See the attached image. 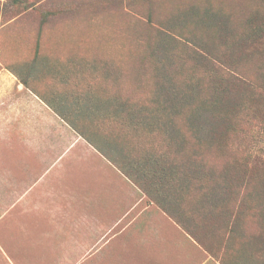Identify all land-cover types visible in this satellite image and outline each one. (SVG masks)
<instances>
[{
	"label": "rangeland",
	"instance_id": "1",
	"mask_svg": "<svg viewBox=\"0 0 264 264\" xmlns=\"http://www.w3.org/2000/svg\"><path fill=\"white\" fill-rule=\"evenodd\" d=\"M220 10L229 14L232 34H218L214 21ZM263 21L264 0H0V71L15 76V90L19 86L41 100L35 131L28 102L18 109L11 99L9 110L14 111L8 116L7 103L0 100V264H57L64 256L49 251L57 238L25 235L26 224L32 234L41 227L35 220L40 217L36 195L31 194L30 215L25 206L11 205L3 220L8 207L2 199L3 163L23 162L19 152L32 151L30 137L39 133L36 148L42 152L43 171L60 158L57 166L67 167L69 174L78 162L64 156L65 150L94 154L70 125L77 122L94 145L128 169L118 123L122 118L132 124L128 138L134 156L149 148L172 152L166 137L177 139L180 133L185 170L203 178L208 197L232 213L229 217L221 208H209L187 218L185 226L196 241L221 264H264V99L257 96L264 90L227 74L238 68L264 87ZM219 25L225 26L221 20ZM160 26L186 38L181 44L187 48L172 50L173 43L157 32ZM246 26L256 33L242 38L239 34L250 31ZM197 42L206 45L209 58L220 59L216 64L222 61V73L214 74L197 58ZM172 107L180 110L178 115H172ZM224 112L228 120L221 119ZM197 113L199 119L190 118ZM199 120L203 128H195L196 133L191 125ZM81 164L102 166L92 155L83 156ZM90 168V184L103 183L100 172ZM63 172L54 184L62 199L67 191ZM199 197L191 185L185 204ZM27 215L32 219L26 220Z\"/></svg>",
	"mask_w": 264,
	"mask_h": 264
},
{
	"label": "crops",
	"instance_id": "2",
	"mask_svg": "<svg viewBox=\"0 0 264 264\" xmlns=\"http://www.w3.org/2000/svg\"><path fill=\"white\" fill-rule=\"evenodd\" d=\"M15 79L8 71H0V100L7 103L8 116L14 111L9 110L11 99L18 109L28 102L33 107L35 131V110L37 106L40 113L41 100L32 92L23 93L19 86L15 90ZM17 119L21 121L20 116ZM7 120L9 123L10 118ZM30 139L34 149L19 152L25 159L23 162L12 167L2 165V199L8 206L2 217L6 220L11 205L25 206L30 215V198L35 195L41 198L34 204V212L40 216L35 220L41 222V227H35L32 234L31 230L27 232L29 225L26 224L25 235L57 238L49 250L64 254L58 257L57 264H221L170 216L148 201L147 196L95 148L94 154L89 150H65L64 156L77 157L78 162L71 165L69 174L67 167L57 166L60 158L57 164L43 171L42 152L36 148V144L40 145V134L34 133ZM91 155L102 164L101 168H83L82 157ZM89 168L100 172L103 183L90 184ZM60 169H64L67 179L63 199L61 189L54 190ZM28 215L26 220H31Z\"/></svg>",
	"mask_w": 264,
	"mask_h": 264
},
{
	"label": "trees",
	"instance_id": "3",
	"mask_svg": "<svg viewBox=\"0 0 264 264\" xmlns=\"http://www.w3.org/2000/svg\"><path fill=\"white\" fill-rule=\"evenodd\" d=\"M216 21H214V26L218 30V34H225L229 35L232 34L231 31V25H230V16L224 11H216L215 13ZM210 15V14H209ZM146 20L148 22H154L150 17H146ZM221 20V23L225 26L219 25ZM149 24V23H148ZM154 24V23H153ZM264 25V21L262 22ZM262 24H258L259 27L264 28ZM151 25V24H149ZM153 26V25H152ZM159 26V25H158ZM162 28V26H160ZM152 30H155V28L150 27ZM246 28L250 29L249 32L246 34H239L242 38H247L253 36L256 31L254 28L250 26H246ZM233 30V29H232ZM157 31V30H155ZM160 35V37H164L165 39H169L173 44L172 50L177 51V48H187L185 44H181V38L179 35L175 34L174 32H169L166 30L157 31ZM184 40L188 41L186 38H183ZM198 44L194 43L196 48L200 50L194 51L197 55V58H200L202 62L208 63V65L211 66V71L219 75L218 73H222L224 70L221 67L222 61H217L218 64H216L215 58H209L208 52L205 49L204 44L201 42H197ZM183 48V49H184ZM205 49V50H204ZM253 51L250 53L252 54ZM205 54L207 57H205L202 54ZM220 54L216 51L210 52L209 54ZM177 54L175 53V56ZM221 55V54H220ZM181 59L187 60L186 53L181 54ZM212 59V61L210 60ZM214 61V62H213ZM226 64V63H224ZM239 67V66H238ZM145 69V68H143ZM231 73H227L230 75V77L237 82H242L243 80L246 82H251L256 86H259L261 89L264 90V87L259 84V82L255 78H251V76L246 71L237 70L238 68H229ZM225 73V72H224ZM251 85V84H250ZM261 92V91H260ZM257 96H261L262 99H264V94L257 93ZM167 99H169L167 97ZM128 102V101H127ZM126 104V102L124 103ZM174 105V104H173ZM171 105V106H173ZM173 108V107H172ZM176 108V106H175ZM174 109V108H173ZM56 110V109H55ZM121 111H123L121 109ZM180 110H172V115H178ZM201 111V108L198 109L197 112ZM58 112V111H57ZM59 113V112H58ZM229 112H224V116H221V119L224 118V120H228ZM62 119L69 120V116L65 114H60ZM201 114H196V116L191 115L190 118H196L199 119ZM160 118V117H158ZM117 123V121H114ZM119 123V126H121V132H120V138L121 142L123 143V146L125 147V151L127 152L128 156L125 155V158L127 159L126 162L128 163V169L122 165H120L118 162L114 161L112 159V156L107 154L102 148H100L98 145H94V143L91 141L88 135L85 134L82 127L76 124H70L73 129L84 138L90 145H92L96 150H98L104 157H106L113 165H115L122 173L125 175L132 183H134L146 196L147 198L152 199L158 207L164 211L168 216L173 219L177 224L181 226L182 229H184L191 237H193L196 240V235L192 230H190L189 226H185L186 220L189 217H193L195 214L200 211L208 212L209 208H221L222 213L227 215L229 214V217L232 215V213L229 212L228 207L225 205H219L215 204V200H212L208 197V189L205 186V182L203 178H199L195 176L194 173H189L185 170V164L183 160H181V137H179L181 134L179 133L177 136V139L174 138L173 135H168L166 139H169V142L173 145V151L171 152L169 149L163 148H149L148 150H142L138 154L133 155V152L131 150V138H128L129 132H131L132 124L131 121L128 118L121 119ZM196 126L193 125L192 127L195 129L197 128H203L201 120L195 122ZM175 126V125H173ZM207 127V125H206ZM100 128V126H99ZM127 129V130H126ZM195 129V131H196ZM206 129V128H205ZM129 131V132H128ZM178 131V130H176ZM197 133V131H196ZM171 145V146H172ZM171 153L173 154H179L180 158L171 157ZM197 159V158H196ZM194 186V189L200 193L199 199H195L194 202H190L188 204H185L184 200V193L186 191H189L190 186ZM184 203V205H183ZM181 209V213L180 210ZM181 216V219H180ZM188 221V220H187Z\"/></svg>",
	"mask_w": 264,
	"mask_h": 264
}]
</instances>
